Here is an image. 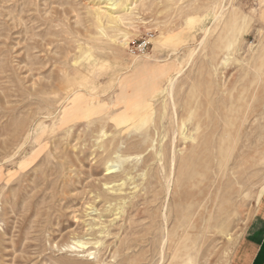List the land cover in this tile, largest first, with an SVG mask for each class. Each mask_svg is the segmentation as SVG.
<instances>
[{"label":"rangeland","instance_id":"obj_1","mask_svg":"<svg viewBox=\"0 0 264 264\" xmlns=\"http://www.w3.org/2000/svg\"><path fill=\"white\" fill-rule=\"evenodd\" d=\"M262 213L264 0H0V264H234Z\"/></svg>","mask_w":264,"mask_h":264},{"label":"crops","instance_id":"obj_2","mask_svg":"<svg viewBox=\"0 0 264 264\" xmlns=\"http://www.w3.org/2000/svg\"><path fill=\"white\" fill-rule=\"evenodd\" d=\"M170 70L168 66L156 65L148 72L145 67L140 66L138 70L136 69V73L132 78L128 76L122 78L124 82L123 88L119 89L117 87L118 93L113 103V105H121V110L111 113V121L117 126H124L135 120L138 114L142 113L150 105L148 99L156 91L160 90L159 82L164 76L168 75ZM138 78H143V81L139 82V84L143 82L142 86L138 84ZM122 95L127 98H123ZM122 99H126L128 102H122ZM138 102L140 104H135ZM126 104L131 106L125 107L127 106ZM133 104L140 105V107ZM81 106L78 108L82 109L83 107L81 108ZM89 106L86 105V108L83 109H86L88 114H81L85 115L86 118L95 113V109ZM69 110L74 109L70 108ZM72 118L71 115H68L66 120L68 121ZM234 261V264H264V213L254 217L248 224L246 232L241 237V245L234 254Z\"/></svg>","mask_w":264,"mask_h":264},{"label":"bare ground","instance_id":"obj_3","mask_svg":"<svg viewBox=\"0 0 264 264\" xmlns=\"http://www.w3.org/2000/svg\"><path fill=\"white\" fill-rule=\"evenodd\" d=\"M232 19V18H231ZM231 22H233V21H231ZM226 24V23H225ZM230 25V24H229ZM231 26V25H230ZM230 29V28H229ZM234 33V32H233ZM206 35V34H205ZM234 35V34H233ZM217 37V36H216ZM234 37V36H233ZM229 38V37H228ZM237 42V41H236ZM234 44V43H233ZM231 46V45H230ZM92 56V55H91ZM88 59V58H87ZM228 62V61H227ZM87 63V62H86ZM187 64V63H186ZM186 64H185V66H186ZM225 64H226V62H225ZM184 67V66H183ZM259 69V68H258ZM172 77H174V76H172ZM176 78H178V77H176ZM175 79V78H174ZM172 81H173V79H172ZM171 81V82H172ZM177 81V80H176ZM175 81V82H176ZM123 81H122V79H120V80H118V82H117V87H119V89L120 88H123ZM173 84H174V82H172ZM168 85V84H167ZM172 85V84H171ZM173 87H174V85H173ZM173 87H172V89H173ZM167 88V87H166ZM67 89V88H66ZM174 89H175V87H174ZM111 90V89H110ZM168 90H170V89H168ZM164 91V90H163ZM160 92H162V90L160 89L159 91H156L153 95L155 96V95H157L158 93H160ZM172 92H173V90H172ZM161 94V93H160ZM167 94V93H166ZM165 94V95H166ZM171 94H173L174 95V93H171ZM171 94H170V97H172L171 96ZM169 95V94H168ZM162 96V95H161ZM122 97L123 98H127V97H125V96H123L122 95ZM153 97V96H152ZM169 97V98H170ZM155 98V97H154ZM158 98V97H157ZM174 98V97H173ZM173 98H172V101H173ZM153 99V98H152ZM72 100L73 101H78V100H81V99H79V95H76V96H74V98H72ZM122 102H128L126 99H122L121 100ZM171 101V102H172ZM173 103V102H172ZM92 103L91 102H89V105H87V106H89L90 108H91V105ZM135 104H140V102H138V103H135ZM135 104H133L134 106H138V107H140V105H135ZM127 106H125V107H128V106H131L130 104H126ZM172 105V104H171ZM176 105V104H175ZM174 107V106H173ZM154 109V108H153ZM177 109V108H176ZM172 110H174L173 108H172ZM155 111V110H154ZM190 111V110H189ZM192 111V110H191ZM209 112V111H208ZM207 112V113H208ZM88 114V112L86 111V109L85 110H83V111H81V114ZM155 113V112H154ZM175 113V112H174ZM191 113V112H190ZM152 114V110L150 109V105L142 112V113H140V114H138V117L136 118V119H138V121L140 120V122H141V124H140V126L143 124V123H145L146 122V119H148V117L150 116ZM173 114V113H172ZM63 115H64V117H66L67 118V116L68 115H71V117H76V116H78V115H80L79 114V112H73V113H70L69 112V110L68 111H64L63 112ZM174 115V114H173ZM172 115V116H173ZM171 116V115H170ZM171 116V117H172ZM45 117V116H44ZM173 118H175V117H173ZM182 119V118H181ZM173 120V119H172ZM132 123H134V120L130 123V124H132ZM176 125H177V123H175ZM197 124H198V122H197ZM129 125V124H128ZM182 126V125H181ZM197 126V125H196ZM198 126H199V124H198ZM197 126V127H198ZM196 129V128H195ZM200 128L198 127V129H196V130H199ZM105 131V130H104ZM98 134H100V132L98 133ZM101 135H103V134H101ZM104 136V135H103ZM106 136V135H105ZM100 138V137H99ZM104 138V137H103ZM106 138H107V136H106ZM102 139V138H101ZM99 141V140H98ZM116 151V150H115ZM117 153V152H116ZM173 154V153H172ZM118 155V154H117ZM119 156V155H118ZM117 156V157H118ZM116 157V158H117ZM120 158V157H119ZM173 160V159H172ZM114 161V160H113ZM108 162V161H107ZM170 162V161H169ZM111 163V162H110ZM110 163H108V164H110ZM173 163V162H172ZM171 163V164H172ZM114 165V164H113ZM109 166V165H108ZM170 166V165H169ZM114 168V167H113ZM107 169V171H108V173L110 174V172H112V171H114V170H112V168H110V167H108V168H106ZM106 173V172H105ZM220 173V172H219ZM107 174V173H106ZM128 177V176H127ZM114 192V191H113ZM127 192V191H126ZM117 201V200H116ZM124 201V200H123ZM91 205V204H90ZM195 216V215H194ZM91 229V228H90ZM90 231V230H89ZM182 239V238H181Z\"/></svg>","mask_w":264,"mask_h":264}]
</instances>
